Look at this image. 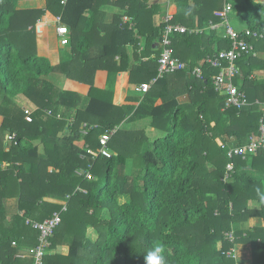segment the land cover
I'll return each mask as SVG.
<instances>
[{"label":"trees","instance_id":"1","mask_svg":"<svg viewBox=\"0 0 264 264\" xmlns=\"http://www.w3.org/2000/svg\"><path fill=\"white\" fill-rule=\"evenodd\" d=\"M174 1L175 23L192 29L197 17L206 29L173 36L175 56L188 70L169 76L187 80L196 67L204 71L203 80L186 81L190 113L177 104L175 92L163 90L168 75L144 95L137 110L115 105L112 88L94 87L97 72L113 77L128 70L127 47L138 49L141 37L151 57L130 73V82L140 86L158 77L161 50L153 48L164 29V19L160 28L154 26L160 6H150L149 0H46L43 9L20 10V0H0V264H36L32 250L40 232L29 221L42 223L55 213L61 223L42 264H145L144 256L157 244L164 248L166 264H243L233 249L248 243L253 258L245 264H264V227H247L251 218L264 220V202L257 193H264V149L245 158L227 155L258 138L264 126V74L251 77L264 73V60L256 57L264 54V38L252 40L255 53L238 60L242 74L234 84L247 93L250 105L224 110L227 95L213 85L219 70L205 61L230 49L231 41L207 27L221 23L215 13L231 3ZM106 7L121 11L111 24L105 21ZM236 11L246 29L264 36V0H240ZM47 12L61 16L70 30L67 61L57 65L35 45L36 27ZM53 75L90 86L88 108L77 111L82 98L58 88ZM18 96L31 104L26 108L33 111V122L26 121L25 108L15 102ZM59 113L64 117L57 118ZM141 117H151L152 126L166 134L151 141L144 131L119 129L109 143L115 153L110 159L81 158L87 146L99 150L106 131ZM84 123L93 129L82 139ZM7 134L16 135L10 150ZM229 163L235 169L226 178ZM89 169L92 180L77 174ZM12 198L20 213L9 217L6 201ZM65 246L68 255L62 254Z\"/></svg>","mask_w":264,"mask_h":264},{"label":"built area","instance_id":"2","mask_svg":"<svg viewBox=\"0 0 264 264\" xmlns=\"http://www.w3.org/2000/svg\"><path fill=\"white\" fill-rule=\"evenodd\" d=\"M171 1L169 0L168 6H170ZM65 1H63V4ZM232 5L225 4L223 11H217L215 15L222 19L219 24L209 23L207 28L212 30L225 29V35L231 41V48L228 50L219 51L213 56H209L205 63L212 68L218 69V75L213 79V85L217 92L227 95V101L225 103L224 110L230 108L243 109L250 105L247 93L241 90L237 85L234 84V80L240 77L242 74L241 67L238 65V60L242 59L244 56L255 53V47L252 40L263 39V35H259L256 32L246 29L244 31L234 30L228 20L229 14L232 12ZM175 15L168 12L164 16V29L162 32L161 40L159 42V49L161 50L160 58L158 59L159 71L158 77L153 79L151 82L143 83L136 87V91L140 94H147L152 86L162 77L169 74H175L180 71H187L188 65L181 59L175 56V49L173 44V36L175 34H202L206 29L200 26H195L192 29L187 28L185 25L175 23ZM56 24V33L61 40L62 46L69 45V28L63 24L61 16H57L54 19ZM194 78L203 80L204 71L202 66H198L191 72ZM25 119L27 122H33V111L29 108H25ZM93 127L84 125L82 134L84 136L89 134V131ZM118 128L106 131L99 138V150L95 151L89 146L86 147V154L82 155V159H86V156L91 155L94 160L98 157H105L110 159L113 154L110 152L109 143L113 136L117 133ZM8 140L16 144V135L10 134ZM226 149V145L223 146ZM260 149H264V126L260 128V136L258 138L252 139L248 145L242 147H233L227 151V155L230 159L235 157L245 158L249 155L256 154ZM91 168V167H90ZM235 169L233 163L227 165L226 178L230 176V173ZM77 174L80 176H85L88 180L94 179L91 170H78ZM66 207L63 208V211ZM31 226L40 232L39 244L32 250L34 251L36 264H42L43 257L46 254L47 248L50 246V238L53 236L56 228L61 223L60 213H55L52 218L46 219L45 221H29ZM226 236L231 240H235L233 233L226 234ZM236 258V246L233 249Z\"/></svg>","mask_w":264,"mask_h":264},{"label":"crops","instance_id":"3","mask_svg":"<svg viewBox=\"0 0 264 264\" xmlns=\"http://www.w3.org/2000/svg\"><path fill=\"white\" fill-rule=\"evenodd\" d=\"M26 2L28 3V5L26 7H24L23 6L24 1L20 0V2H19V9L20 10L39 9V8L43 9L46 7V0H26ZM168 2H169V0H149L150 6H160L161 7V12L154 17V26L156 28L161 27V24L163 22L165 14H167L168 12H171L174 15H176L178 13V9H177V6L175 5V1H171L170 6H168ZM106 12H107L106 13L107 16H106L105 21L107 24H111L114 21L115 17H117L121 14V11L116 7H106ZM54 19H55V16L51 15L48 12L47 15L45 16V18L39 23V25L41 26L42 32L46 31V28L44 26L55 24ZM193 20H194V27L200 26V25H198V18L197 17L193 18ZM218 31L219 32H217V33H218L219 37H221V38L226 37L225 29L222 28V29H219ZM57 37H58V35H57ZM58 39L60 40L59 37H58ZM69 39H70V35H69ZM44 40H46V43H43V45H45L43 47L46 48L47 50H44L42 52L38 51L39 54H41V55H43V53L46 54V56L50 58L53 65H57V64H60L61 62L67 61L68 52H66V53H64L65 51H63V53L61 52L62 49L68 48L67 45L62 46V44H61L62 49H59V47H56L54 43L48 42L49 41L48 36L46 38H44ZM37 42L40 43L41 40H37ZM154 45H155V47L153 48V50L156 51L158 49L159 44H157V41H156L154 43ZM138 47H139L138 49L136 47H133V46L127 47L126 57H127V61H128V70L120 72L116 76H113V77L108 75V72L101 70V71L96 73L95 82H94V87L97 89L106 90V89L112 88L111 90L113 91V95H114L113 100H114L115 105H117V106H122V105L132 106V107H134V110H137V108L141 106V104L144 102V95H146V94H140L136 91V87L138 85L131 84L130 73L134 69L138 68L142 63L147 62L149 60V58L151 57L150 55L149 56L145 55V52H146L145 49L147 48V40L145 38H142V37L140 38V43H139ZM256 57L258 58V56H256ZM153 58H154V56H153ZM255 73L256 74H252L253 76L251 75V77H255V78L257 77L258 78V76H262L264 74L262 72V70L256 71ZM169 75H174V74H169ZM188 79H189V81L195 80V78L191 74L187 75V80ZM51 80L58 88L63 89L65 91L77 93L82 98L81 102L77 106V111L78 110H86L88 108V106L90 105V103L92 101L91 97H89L90 86L83 84V83H79V82L71 80V79H65L64 77H61L59 75H53L51 77ZM187 80H184L181 78H176L175 76H169L168 80L163 82V90H168L170 95H173V93L175 92L176 97H177L176 98L177 104L186 107L187 112L190 113L191 112L190 106L192 103V94L190 92L186 91V81ZM221 95H223V94H221ZM97 96H99V95H97ZM14 100L22 108L31 107V104L29 103V101L24 96H18ZM256 103H260L259 100H257ZM158 104H162L161 101H159ZM150 108H151L150 106H146L147 111H149ZM46 113L49 116L53 115V113L51 111H47ZM71 113L75 114L76 111L72 110ZM63 117L64 116H63V114L61 115V113H59L57 115V118H63ZM129 119H130V117H129ZM70 121H72V120L70 119ZM3 123H4V117L0 115V128L2 127ZM152 123H153V119L151 117L150 118L149 117H141L140 120H136V123L135 122L126 123L125 126H123V128H127L131 131H135L134 129H137L136 131H144V132H146L147 136H149V137L153 136L154 140L159 138V137H163L166 133L159 131L158 129L153 127ZM86 124L87 123H84L81 127V130H80V134H81L82 139L84 138V135L82 134L83 133L82 130L84 129V125H86ZM91 127H93V126H91ZM94 127L96 128V126H94ZM116 128H118V130L120 129V127H116ZM9 135L10 134H7L5 136V139L7 140L6 141V143H7L6 149L7 150H10L11 144H14L13 142H10L8 140ZM82 141L83 140H81L79 143L82 144ZM36 145L39 146V150L41 152H43L42 143L39 141V142H36ZM82 155H84V154H82ZM5 164L6 163H3L2 166L4 167ZM47 201L57 203L56 200L50 199V198L47 199ZM17 203H18L17 199H15V198L8 199L6 201L7 214L9 217H12L14 215H18L20 213L18 210V204ZM247 227H249V228L264 227V220L262 218H251L248 222ZM69 250L70 249L66 246L62 247V249H61L62 254H64V255H68ZM23 255H24V253H23Z\"/></svg>","mask_w":264,"mask_h":264},{"label":"rangeland","instance_id":"4","mask_svg":"<svg viewBox=\"0 0 264 264\" xmlns=\"http://www.w3.org/2000/svg\"><path fill=\"white\" fill-rule=\"evenodd\" d=\"M23 1H24V4L23 3L22 4H23L24 7H26L28 5V3L26 2V0H23ZM228 2H230L231 5L234 7L237 3L240 2V0H228ZM240 17H241V13H239L237 11L236 12H232L229 15L230 25L236 31H243L247 27V24L246 23H243L241 21ZM44 27L46 28V31L45 32H42L41 26L39 24L36 27L37 28L36 29L37 40H41L40 43H38L35 40V45H37V47H36L37 50L38 51H41V52L44 51V50H47L46 48L43 47V46H45V45H43V43H46V40H44V38H46L47 36H48V40H49L48 42L54 43L56 47H59V49H62L61 48L62 47L61 46V41L58 39L57 34H56V25L55 24L54 25H46ZM63 51H65L64 53H66L68 50L62 49L61 52L63 53ZM41 56H46V54L43 53V55H41ZM257 56L260 57V59L264 60V54H263V52H258L257 53ZM128 122H130V123L135 122L136 123V121H132V120L129 121L127 119L126 121H124L119 126L120 129L121 130H129L127 128H123V126H125V124L128 123ZM134 130L136 131L137 129H134ZM149 138L151 139V141H154V137L153 136H150ZM218 142H219V144L222 143V141H218ZM131 146L132 147H136V149H138L139 144L138 145L137 144H134V141H133V143H132ZM110 150H111L110 152L112 154H115L112 151V149H110ZM131 152L134 153L136 151L135 150H132ZM248 222H247V224H248ZM254 228H257V227H254ZM252 254H253V245H252V243L251 244L248 243V244H245V245H236V259H238V263H243V264L250 263L252 261V258H253V255Z\"/></svg>","mask_w":264,"mask_h":264},{"label":"clouds","instance_id":"5","mask_svg":"<svg viewBox=\"0 0 264 264\" xmlns=\"http://www.w3.org/2000/svg\"><path fill=\"white\" fill-rule=\"evenodd\" d=\"M257 193L260 195V199L264 202V193L257 189ZM145 264H166V257L164 254V248L160 245H153L144 256Z\"/></svg>","mask_w":264,"mask_h":264}]
</instances>
